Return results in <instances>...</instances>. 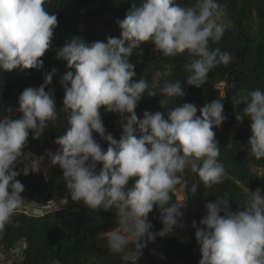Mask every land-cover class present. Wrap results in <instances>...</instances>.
<instances>
[{"label": "clouds", "instance_id": "obj_1", "mask_svg": "<svg viewBox=\"0 0 264 264\" xmlns=\"http://www.w3.org/2000/svg\"><path fill=\"white\" fill-rule=\"evenodd\" d=\"M44 4L45 0H0V71L43 68L41 57L51 49L58 25L57 16ZM224 16L225 8L218 0H195L191 5L141 0L139 7L133 3L125 17L117 19L120 38L109 35L106 42L88 44L74 36L58 49L57 58L72 70L59 81L67 130L54 141L57 151L38 157L22 151L30 133L32 139H39L57 119L54 91H45L55 68L44 73L38 88L29 87L20 94L16 111L23 114L21 118H0V235L24 202V185L17 177L40 172L45 157L62 169L73 202L91 210L115 211L117 227L107 234L111 252H123L132 244L134 251L129 255L138 260L149 242L182 229L181 209L186 204L173 201L171 194L178 185L185 186L186 170L195 173L204 188L222 183L226 175L213 130L226 119L224 104L215 99L199 108L197 115V107L185 102L169 110L167 118L161 111H144L143 118H138L135 109L141 98L158 92L145 78L135 79L129 57L143 43H151L164 56L187 51L195 57L184 66L185 81H168L159 89L161 106L167 105L170 98L186 95L185 83L199 88L212 69L231 61L229 52L210 47L224 34ZM168 74L158 71L156 76ZM240 104L245 107L235 119L251 122V155L264 158V90L241 89L234 102ZM101 108L120 115L118 140L106 134ZM5 111L11 114L13 109L9 106ZM94 133L107 142L106 150ZM18 164H23L19 171L15 170ZM190 190L195 193L197 184ZM246 191L237 211H227L228 198L215 200L205 204L199 226L192 222L201 253L198 264H264V195L259 188ZM154 206L163 225L158 232L150 231L153 226L148 220Z\"/></svg>", "mask_w": 264, "mask_h": 264}, {"label": "trees", "instance_id": "obj_2", "mask_svg": "<svg viewBox=\"0 0 264 264\" xmlns=\"http://www.w3.org/2000/svg\"><path fill=\"white\" fill-rule=\"evenodd\" d=\"M181 5H191L195 0H176ZM224 6L226 16L222 17L229 25L218 43L210 42V47H219L222 51L231 54V61L227 65H220L208 73L207 81L197 88L184 84L186 95L180 98H170L167 105L161 106L163 97L159 89L168 81H185L188 73L184 66L195 57L187 51L176 56H164L154 51V45L143 43L135 49L129 57V62L135 65V79L145 78L149 84H155L157 95L148 97L146 94L138 102L135 112L138 118H143L144 111L167 113L182 103H193L199 115V108L215 99H221L224 104L225 121L215 127L216 139L219 142V161L223 163L226 175L223 182L204 188L199 177L186 170L184 174L185 197L184 223L185 232L179 237L170 234L167 237H157L142 249V255L134 264H198L201 253L195 238L196 228L193 221L199 226L203 217L202 211L207 202L229 199L227 211H237L242 206L247 189L254 192L261 190L264 195V158L256 159L251 155L248 145L250 120L235 119L245 105H234L237 93L241 89L264 90V0H218ZM135 3L140 6L139 0H45L44 7L55 14L58 25L54 31L52 47L41 59L43 68L21 69L10 72L0 71V118L12 115L13 119L22 117L17 112L18 98L27 88H38L44 80V73L55 68L56 74L52 83L45 89L54 91L58 116L51 121L39 139H32L30 133L26 147L22 150L33 155L41 156L46 151L55 152L59 145L55 139L65 134L66 119L62 110L64 90L59 81L69 70L66 61L57 58V50L64 47L74 36L81 37L86 43L105 41L107 36L120 38L121 29L116 23L123 19ZM101 20L103 27H94L92 22ZM167 66V67H166ZM74 71V70H73ZM168 72L167 76L157 77V72ZM220 88L221 91H220ZM11 106L9 114L5 109ZM101 119L106 134H112L115 139L119 135L114 130V122L120 115L100 110ZM94 138L107 149V142L98 134ZM253 169H257L255 172ZM19 171L20 169L16 168ZM52 175L45 180L41 175L30 173L25 176L21 173L17 177L24 185L21 196L24 200L35 203H46L53 200V187L61 197L71 199L63 171L59 165H51ZM193 184H197L195 193L191 192ZM181 186H177L180 188ZM173 201L177 202L176 195L172 194ZM225 212H221L224 215ZM114 210H91L85 205L79 208H67L41 217H27L14 214L11 221L5 225L0 235V248H8L15 242L23 240L26 244L24 259L14 264H132L124 260L126 248L123 252L113 253L107 244V234L117 224ZM152 224L150 231L158 232L163 225L159 220V211L154 206L148 216ZM163 257V258H161Z\"/></svg>", "mask_w": 264, "mask_h": 264}, {"label": "built area", "instance_id": "obj_3", "mask_svg": "<svg viewBox=\"0 0 264 264\" xmlns=\"http://www.w3.org/2000/svg\"><path fill=\"white\" fill-rule=\"evenodd\" d=\"M24 152V151H23ZM26 155L31 154L30 152H24ZM33 157H38L31 154ZM23 164H18L17 168L21 169ZM36 174L41 175L45 180H49L52 175L51 165L48 163L47 157H45V162L41 166V171ZM47 177V178H46ZM67 199L68 203L65 205L63 200ZM25 201L27 203H25ZM84 206L82 202H73L68 198H59L56 202H46V203H35L33 201L24 200L22 207L15 213L18 215H25L27 217H41L50 214L55 211L67 209V208H79ZM26 244L23 240L15 242L12 246L8 248H0V264H14L21 262L24 259ZM124 260L129 259L124 256ZM135 263L137 260H129Z\"/></svg>", "mask_w": 264, "mask_h": 264}, {"label": "crops", "instance_id": "obj_4", "mask_svg": "<svg viewBox=\"0 0 264 264\" xmlns=\"http://www.w3.org/2000/svg\"><path fill=\"white\" fill-rule=\"evenodd\" d=\"M62 106H63V102H62ZM174 193L176 195L177 202H183V201H185L183 187L177 188L174 191ZM53 195H54V198H53V200H51V202H56L59 198H61V195H60L59 191L56 188H54V187H53ZM184 208H182L181 211L183 212L182 222H183V224L185 226V223H184ZM179 235H180V233H179ZM132 251H134V245L130 244L128 247H126V254H125V257L128 258L129 260H132V258L129 255ZM130 262L131 261H129V263ZM125 264H127V263H125ZM132 264H134V263H132Z\"/></svg>", "mask_w": 264, "mask_h": 264}, {"label": "rangeland", "instance_id": "obj_5", "mask_svg": "<svg viewBox=\"0 0 264 264\" xmlns=\"http://www.w3.org/2000/svg\"><path fill=\"white\" fill-rule=\"evenodd\" d=\"M141 0H139V2H140ZM222 21H223V23L224 24H228L229 25V23H227L225 20H223L222 19ZM92 24H93V26L94 27H103V22L101 21V20H94L93 22H92ZM221 89L222 88H220V91H221ZM63 107V106H62ZM65 114V113H64ZM11 116V118H12V115H10ZM66 128H67V124H66ZM114 130H115V132L119 135V133L120 134H122V123H121V117L120 118H117L116 120H115V122H114ZM119 132V133H118ZM120 136V135H119ZM253 171H255V172H257L258 170L256 169H253ZM25 203H27L26 201H25ZM205 210V209H204ZM202 211V214L204 215V212L205 211ZM184 232H185V226L181 229V228H175L174 229V231H173V233H172V236H177V237H179V236H181V234L183 233L184 234ZM179 233H180V235H179Z\"/></svg>", "mask_w": 264, "mask_h": 264}, {"label": "water", "instance_id": "obj_6", "mask_svg": "<svg viewBox=\"0 0 264 264\" xmlns=\"http://www.w3.org/2000/svg\"><path fill=\"white\" fill-rule=\"evenodd\" d=\"M66 130H67V128L65 129V131H64V132H66Z\"/></svg>", "mask_w": 264, "mask_h": 264}]
</instances>
